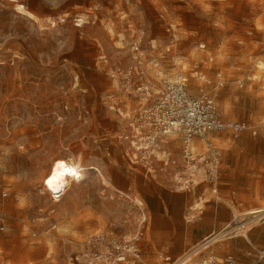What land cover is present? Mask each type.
<instances>
[{"label": "rangeland", "instance_id": "1", "mask_svg": "<svg viewBox=\"0 0 264 264\" xmlns=\"http://www.w3.org/2000/svg\"><path fill=\"white\" fill-rule=\"evenodd\" d=\"M178 75L188 79L190 95L211 96L224 120L250 127L207 137L221 152L219 179L214 185L199 174L191 192L175 191L171 164L160 170L154 161V175L131 164L121 139L130 127L108 107L118 103L132 112L142 81L160 85ZM177 140L167 146V157L178 166L183 145ZM196 143L204 153L205 143ZM58 159L84 171L54 202L42 184ZM158 206L173 229L166 239L153 233ZM219 206L230 209L231 220L215 230L211 217ZM260 208L264 0H0V215L6 226L0 264H66L91 236L110 229L121 238L140 229L146 264L180 261L215 237L190 254L191 262L209 254L231 255L235 264L253 261L260 247L251 244L264 243V223L248 214ZM234 215L246 236L243 230L226 235L236 225ZM195 227L199 235L188 245L186 233Z\"/></svg>", "mask_w": 264, "mask_h": 264}, {"label": "built area", "instance_id": "2", "mask_svg": "<svg viewBox=\"0 0 264 264\" xmlns=\"http://www.w3.org/2000/svg\"><path fill=\"white\" fill-rule=\"evenodd\" d=\"M193 75L201 81L205 80V77L196 70L193 71ZM218 78L216 86L221 87L223 80L221 76ZM138 81H142V76ZM142 82L145 84L139 85L134 90L138 95L139 103L134 111H128L129 113L124 109L121 111L123 107L118 108V103L108 105L109 109L117 111L130 127V131L122 135L121 139L128 143L129 152L126 156L131 164L142 166L153 175L157 173L154 161L161 163L160 170H165L170 164L173 165L176 171L168 175L171 177L172 186L178 192L193 191L197 186L193 179L199 174H203L207 181L216 185L220 173L221 152L208 141L207 137L222 131L239 135L250 131L249 125L245 122L224 120L215 100L208 94L202 93L196 97L190 95L188 79L185 76L178 75L174 79H164L160 85ZM252 134L256 135V132L253 131ZM174 138H178L177 141L183 145L181 165L178 166L177 160H170L167 157V154H170L167 146ZM196 141L205 143L204 153H197L199 144ZM65 162L69 167L75 164L71 159ZM80 170L84 171L83 168ZM58 195L50 194L51 200L61 201ZM2 196L5 198L7 194L3 193ZM189 211L194 212L192 208ZM193 218L188 214L186 221L192 222ZM239 218L238 215H234L236 225L232 229H225L226 235H233L243 230L242 235L246 236L245 224L243 225ZM257 218L264 223V216H255L253 219ZM4 222V215H0L1 231L6 230ZM238 225L239 227H236ZM142 235L139 229L133 236L121 238L115 230L110 229L108 232L91 236L82 251L70 255L66 264H146L142 260L139 246ZM212 240L205 239L204 248H207ZM190 257L191 255L171 264H235V259L231 255L218 258L209 254L196 262H191ZM165 260L168 261L167 258ZM262 262H264V248L258 250L257 261L253 264Z\"/></svg>", "mask_w": 264, "mask_h": 264}, {"label": "bare ground", "instance_id": "3", "mask_svg": "<svg viewBox=\"0 0 264 264\" xmlns=\"http://www.w3.org/2000/svg\"><path fill=\"white\" fill-rule=\"evenodd\" d=\"M15 10H16L17 13H19L21 15H24V16H27L28 18H30L32 20L37 19L32 13L22 9L19 6H16ZM73 167H75V168H73ZM80 169L81 168L78 166V164H74L72 167H69V165L64 160H62V159L55 160L53 162L51 168H50V171H49L47 177H45L44 180H43L44 182L42 184V187L45 190L46 194L50 198H51L50 194H59L57 197H59V196L61 197V195L64 194L65 189L69 188L70 185L74 182V180L76 181L78 179H81V175H82L83 172ZM89 169H91V167ZM100 178L102 179V185L103 186L109 184L108 180L105 178V176L102 173L100 175ZM199 206L200 205L198 204L197 208H199ZM254 214L256 215V217L257 216H264V208H260L258 210H254L252 212L250 211L248 215H254ZM245 232H247V231H244V233ZM215 239H216V237L213 240H215ZM205 245H202L201 247L200 246H196L193 249L192 252L196 253L198 249L203 248V246H205ZM190 254L188 253L187 257H189Z\"/></svg>", "mask_w": 264, "mask_h": 264}, {"label": "crops", "instance_id": "4", "mask_svg": "<svg viewBox=\"0 0 264 264\" xmlns=\"http://www.w3.org/2000/svg\"><path fill=\"white\" fill-rule=\"evenodd\" d=\"M118 186V191H119V183H117ZM127 185L123 184V188H126ZM205 201H202L201 204H204ZM199 204V203H197ZM202 208V207H201ZM201 208H199L198 210H200ZM195 209V208H194ZM196 210V209H195ZM154 215H155V224H154V229H153V233L155 237H158L160 239L162 238H169L172 235L173 229L171 225H168V219H166L164 216L166 215V213L164 212V214H161V210H160V206L155 207L154 210ZM211 219L214 222V229L215 230H219L221 228H223L225 225L229 224L230 220H231V214H230V209L228 207H223V206H219L217 208V211H215L214 216L211 217ZM168 226V227H167ZM196 229H192V231H188L186 233V237H185V242L186 244H191L193 242L196 241L197 236L199 235V231L198 228L195 227ZM254 248L256 247H260L259 249L264 248V243L258 241V240H254V242L251 244ZM252 247V248H253ZM252 249L247 248L245 251V253H248L249 255H251ZM257 252L256 251V255L254 256V260L252 261L251 259H247V260H243L242 262L238 263V264H253L257 261ZM164 258H167L168 261L165 260V262H171V257L169 256H165ZM149 264V263H147ZM261 264H264V262H262Z\"/></svg>", "mask_w": 264, "mask_h": 264}]
</instances>
